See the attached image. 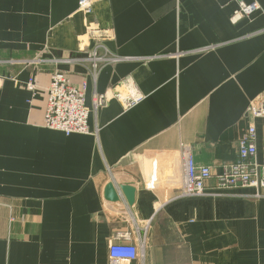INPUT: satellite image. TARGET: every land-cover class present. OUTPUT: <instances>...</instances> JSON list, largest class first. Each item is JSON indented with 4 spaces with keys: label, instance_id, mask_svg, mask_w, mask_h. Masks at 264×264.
Here are the masks:
<instances>
[{
    "label": "crops",
    "instance_id": "obj_1",
    "mask_svg": "<svg viewBox=\"0 0 264 264\" xmlns=\"http://www.w3.org/2000/svg\"><path fill=\"white\" fill-rule=\"evenodd\" d=\"M249 3L253 0H243ZM0 0V264H108L109 244L145 238L121 264H264V188L217 187L246 111L264 97V0ZM94 29L131 57L92 76ZM86 81L91 133L44 126L51 73ZM33 83V89L27 84ZM132 82L124 109L94 93ZM264 161V118L254 119ZM184 147L212 176L178 196Z\"/></svg>",
    "mask_w": 264,
    "mask_h": 264
},
{
    "label": "built area",
    "instance_id": "obj_2",
    "mask_svg": "<svg viewBox=\"0 0 264 264\" xmlns=\"http://www.w3.org/2000/svg\"><path fill=\"white\" fill-rule=\"evenodd\" d=\"M96 0H78L77 10L84 15L93 12ZM239 7L234 12L233 18L247 16L259 9L256 1L249 3L238 0ZM86 34L95 40L88 50L87 56L79 61L87 68L90 74L96 77L97 73L106 65L131 57L115 55L103 44L104 37L94 29H88ZM33 89V83L27 84ZM86 81L77 85L71 83L66 73L56 70L51 73V80L47 87L46 106L44 112V126L49 129L71 133L89 134L88 125L89 109L86 105ZM118 100L124 109H129L144 99V95L132 82H122L104 93H94L93 106H104L108 100ZM245 118L247 124L237 141V155L235 161L226 163L217 173L216 182L220 189L231 187H253L257 190L264 188V161L258 163L256 156V127L254 119L264 118V97L255 98L247 108ZM183 175L178 196L190 197L203 195L205 182L212 176L210 167L197 165L193 157L184 147ZM145 238L139 240L138 245L125 240L115 241L109 244L108 264H121L123 261L144 259Z\"/></svg>",
    "mask_w": 264,
    "mask_h": 264
}]
</instances>
